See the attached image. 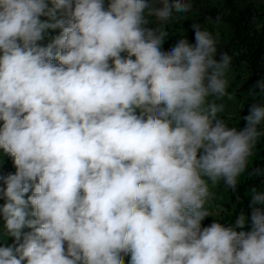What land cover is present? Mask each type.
Returning a JSON list of instances; mask_svg holds the SVG:
<instances>
[{"label":"clouds","instance_id":"1","mask_svg":"<svg viewBox=\"0 0 264 264\" xmlns=\"http://www.w3.org/2000/svg\"><path fill=\"white\" fill-rule=\"evenodd\" d=\"M191 10L0 0V264H264V191L231 224L202 225L209 182L238 191L264 102L242 128L219 117L232 57L218 34L193 24L194 43L164 49L153 24Z\"/></svg>","mask_w":264,"mask_h":264},{"label":"trees","instance_id":"2","mask_svg":"<svg viewBox=\"0 0 264 264\" xmlns=\"http://www.w3.org/2000/svg\"><path fill=\"white\" fill-rule=\"evenodd\" d=\"M217 17L220 19L217 21ZM154 20V18H150ZM199 24L202 29H207L213 35L219 36L218 52H227L232 57L231 70L234 80L230 82L235 88L240 87L249 96V101L257 100L264 102V93L257 96L249 95L252 85L264 78V0H218L213 3L211 0H192V10L188 13H174L173 19L167 22H156L162 31L167 32L168 39L164 44L167 50L173 46L181 37L187 38L190 43H194L192 25ZM219 59V56H217ZM240 90V91H241ZM226 123L223 114H218ZM2 123V122H0ZM253 168H264V137L256 145L253 155L249 160L248 170L238 178V191L233 193L226 185L225 197L226 214L232 219L241 211L249 212L251 188L256 187L259 191H264V175L251 176L249 172ZM3 170L14 171L12 161L4 157ZM3 201L0 200V204ZM209 213L211 210L208 209ZM0 220V227H2ZM208 217L202 222L203 226L208 225ZM11 243L5 235L0 234V243ZM130 257L125 258L128 262Z\"/></svg>","mask_w":264,"mask_h":264},{"label":"rangeland","instance_id":"3","mask_svg":"<svg viewBox=\"0 0 264 264\" xmlns=\"http://www.w3.org/2000/svg\"><path fill=\"white\" fill-rule=\"evenodd\" d=\"M211 1L216 3L218 0ZM232 74V70L230 69L228 73V91L232 95V99H228L226 96L221 101L217 102L224 104V111L221 112V114H223V117L226 119V124L230 127H236L239 129L244 126L242 116L247 114L248 106L256 101H249V96L244 90H241L240 87L235 88L230 84V82L234 80ZM209 185L212 197L206 204V208L211 210L210 216L208 217V223L210 224L215 219L225 225L231 224L232 221L229 219L230 215L226 214V204H228V201L224 195L226 191L225 184L221 180L216 185H212L211 182H209ZM224 202H226V204H224ZM229 213L233 214L232 219H234V212L229 211ZM125 264H127V262H125Z\"/></svg>","mask_w":264,"mask_h":264}]
</instances>
